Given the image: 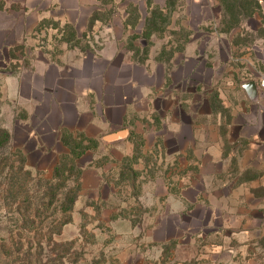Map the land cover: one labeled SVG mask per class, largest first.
Returning a JSON list of instances; mask_svg holds the SVG:
<instances>
[{
  "label": "rangeland",
  "instance_id": "obj_1",
  "mask_svg": "<svg viewBox=\"0 0 264 264\" xmlns=\"http://www.w3.org/2000/svg\"><path fill=\"white\" fill-rule=\"evenodd\" d=\"M62 3L71 10L62 11L60 0H0V9L7 7L10 14L8 25L19 31L18 37L8 38L14 43L9 49L8 70L29 64L36 40L57 54L74 47L87 53L117 47L135 62L143 63L152 56L171 71L192 41L201 39L212 41L211 54H230L238 84L242 79L264 76V0H79L77 9H72L75 0ZM231 96L239 105L235 88ZM2 108L0 92V125L6 128L10 113H3ZM215 108L223 141L227 109L222 103ZM17 115L24 112L19 110ZM153 116L154 127L145 128L144 120L136 119L127 141L113 146L100 139L98 147L88 151L94 161L86 168L96 169L103 183L84 191L81 182L71 221L60 232L54 226V219L62 217L55 210L57 204L44 211L41 219L34 213L26 216L28 201L15 200L7 193L11 182L4 173L0 177V264H218L214 253L222 249L231 251V264H264L263 206L227 209L230 215L223 217L231 234L225 239L209 232L208 206L194 207L183 200L184 213L199 215L197 220L181 214L177 223L176 215L164 217L163 184L169 180L161 175L166 166L161 158L165 149L159 138L153 144H147L145 138L160 133V115ZM24 140L23 131L12 135V146L24 156L26 167L44 179L52 178L55 157L28 154L33 143L30 140L23 149ZM62 147L68 148L64 143ZM68 152L69 148L60 156ZM201 158L205 165L208 159L203 154ZM169 161L170 167L173 160ZM204 165L195 163L188 169L207 170ZM66 176V185L75 186V176ZM38 188L42 191L44 187L35 181ZM204 194L208 193H202V198ZM40 201L34 207L43 211ZM212 215V226L218 227L221 217L216 218L215 211ZM198 231L201 234L193 233ZM222 244L225 248L217 247Z\"/></svg>",
  "mask_w": 264,
  "mask_h": 264
},
{
  "label": "crops",
  "instance_id": "obj_2",
  "mask_svg": "<svg viewBox=\"0 0 264 264\" xmlns=\"http://www.w3.org/2000/svg\"><path fill=\"white\" fill-rule=\"evenodd\" d=\"M75 1L72 9H77L79 0ZM61 2L62 11L71 10ZM9 15L7 7L0 9L2 112L10 113L5 127L14 137L23 131V149L32 141L28 154L53 155L56 166L60 154L68 151L62 147L64 130L82 132L114 146L127 141L136 119H143L145 128L154 127L155 113L160 115V133L145 138L147 144L156 143L159 138L165 149L161 158L166 166L161 175L169 180L163 184L162 198L167 209L164 217L176 215L177 223L181 222V214L197 220L199 215L184 213L180 202L183 200L191 201L194 207L208 206L212 228L209 232L225 239L231 234L227 218L223 217L230 215L227 209L264 207L263 75L242 79L238 84L230 54H211L212 41L201 39L192 41L171 71L165 62L154 61L152 56L143 63L135 62L117 47L88 53L74 47L57 54L36 40L31 45L29 64L8 70L9 49L14 46L8 38L14 34L18 37L19 33L8 25ZM247 82L256 84V100L249 99ZM234 88L239 105L231 96ZM218 103L227 109L223 141L215 108ZM19 110L23 116L18 117ZM106 134L112 137L107 142ZM202 154L208 159V169H188L195 163L204 165ZM169 160H173L170 167ZM93 161L94 155L89 152L78 159L84 191L103 183L96 169L86 168ZM179 192L184 196H179ZM205 192L208 194L202 198ZM213 211L216 218L221 217L218 227L212 226ZM217 247L225 248L224 244ZM214 257L218 264L232 262L231 251L217 250Z\"/></svg>",
  "mask_w": 264,
  "mask_h": 264
},
{
  "label": "trees",
  "instance_id": "obj_3",
  "mask_svg": "<svg viewBox=\"0 0 264 264\" xmlns=\"http://www.w3.org/2000/svg\"><path fill=\"white\" fill-rule=\"evenodd\" d=\"M62 141L69 148V152L60 156L52 178L44 179L42 174H34L31 169L26 167L24 156L12 146L10 131L0 125V177H4L5 173L10 178L11 186L7 193L15 200L24 198L25 201H28L24 208L29 212V215H26L29 217L34 213V215L38 214L41 219L43 212L49 210L55 202L57 204L55 210L62 213V217L54 219V226L58 232L71 221V213L81 192L83 169L79 165L78 159L99 145V141L94 137L82 132L74 133L67 130L62 133ZM68 158L69 160H65ZM67 173L70 176H75V186L70 188L66 185V179L69 177L66 176ZM35 181L39 187H44L42 191L39 188V190L35 189ZM0 182L2 181L0 180ZM1 185L2 183H0ZM46 198H49L48 202L45 201ZM37 199L42 200L40 205H44L43 211L40 207H34V202ZM31 222L36 223L34 220Z\"/></svg>",
  "mask_w": 264,
  "mask_h": 264
},
{
  "label": "water",
  "instance_id": "obj_4",
  "mask_svg": "<svg viewBox=\"0 0 264 264\" xmlns=\"http://www.w3.org/2000/svg\"><path fill=\"white\" fill-rule=\"evenodd\" d=\"M246 87L249 90L248 96L250 100H256L258 98V88L254 82H247ZM247 90V91H248ZM125 133H122L121 135H124ZM112 139V137L105 138L106 141H109Z\"/></svg>",
  "mask_w": 264,
  "mask_h": 264
},
{
  "label": "built area",
  "instance_id": "obj_5",
  "mask_svg": "<svg viewBox=\"0 0 264 264\" xmlns=\"http://www.w3.org/2000/svg\"><path fill=\"white\" fill-rule=\"evenodd\" d=\"M264 168V167H263Z\"/></svg>",
  "mask_w": 264,
  "mask_h": 264
}]
</instances>
